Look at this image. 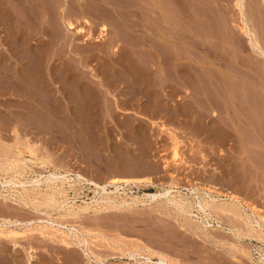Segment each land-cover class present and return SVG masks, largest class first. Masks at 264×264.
<instances>
[{
    "label": "rangeland",
    "instance_id": "obj_1",
    "mask_svg": "<svg viewBox=\"0 0 264 264\" xmlns=\"http://www.w3.org/2000/svg\"><path fill=\"white\" fill-rule=\"evenodd\" d=\"M12 1L14 4L10 3ZM12 1L1 0L0 3V8L2 6L4 8H2L4 12L0 9L2 11H0L2 13L0 16V70L5 68L0 71V76L2 75L1 79L9 80L5 84L3 83L5 86L0 84V156H3L0 158L1 181L10 178H15L16 181L17 179H32L36 172L58 167L63 169L65 166L73 172H82L84 176L100 183L112 176H143L145 174L144 176H150L156 186L140 185L132 189H126L127 191L125 190L122 195L121 193H115L111 196H115L116 200L126 197L128 201H131V197L134 195L154 193L165 186H171L172 182H175L173 184L178 183L176 185L180 186L179 188L183 191L180 193L183 198H186L188 194L187 197L194 200L197 194L190 193L184 187L190 188L191 184L195 182V185L211 186L218 188L220 191L226 192L227 190L237 192L241 196L245 195L244 197L247 200L250 199L251 203L252 200L254 201L253 205L264 209V196H261L264 195V176L261 167H259L262 164L264 166V158L260 148L259 150L254 149V143H263L260 139L264 136L262 135L261 138L259 131L257 132L258 136L256 132L244 130L243 127H239L240 124L238 123L243 118L251 117L253 119L254 112H258V116L264 118L261 115L264 114V88L260 87L264 85L263 75L260 74V71L264 69V64L261 63L262 61L257 60L258 58L255 60L256 54L252 50L247 37L240 31L236 33L239 30L237 27L239 18L235 0H218L219 3L217 0H204L203 2L201 0H22V3L20 0H17V3L16 0ZM207 1H210L209 6L206 4ZM252 1L249 0V3ZM8 3L11 4L12 9L8 7ZM197 3L199 6L196 5ZM211 3L214 4L211 5ZM25 4L28 6H24ZM221 6H226L227 9ZM213 8L214 10L216 8L217 15ZM195 9L204 11V14L202 12L201 15H198L199 12ZM206 10L210 12L211 17L215 18L216 16L215 21L210 18L209 12L207 13ZM219 11L222 12V15ZM148 13H151V16H149L151 19L148 18V15H150ZM194 16L196 19L193 18ZM230 16L232 20L229 18ZM207 17L212 20L211 22L215 25V28H213L217 33L222 32H220V35L212 28L213 25ZM196 20H201V22L203 20V22L199 23ZM228 20H230L229 23ZM71 21L78 26H83L85 31L74 34L68 26V22ZM257 21L255 19L252 22L254 25L255 23L256 26L258 25L257 29L264 36L263 21H258L259 24ZM214 22L217 23L218 27ZM221 22L226 24L225 27L221 26L223 25L220 24ZM206 24L208 29L205 26ZM103 25L107 27L105 34L101 33ZM199 25L201 31L198 28ZM219 27L223 29L224 33ZM196 28L199 33L196 32ZM203 29L204 32H202ZM200 32L205 36L208 35L205 38ZM208 32L215 34L212 37ZM233 34L235 36H232ZM241 34L243 39L240 37ZM98 35L100 38L96 40L95 37ZM198 38H201L203 42ZM220 38L223 40L226 38L227 40L223 41ZM228 38L230 39L228 40ZM231 40H236L238 45L242 40L241 47L247 45L244 48L245 52H239V57L236 48L230 47ZM244 40L245 43L243 44ZM262 41H264V38ZM197 42H201L202 45ZM220 42L225 45L226 49L219 46L221 45ZM199 46H204V48L200 47L199 50ZM249 50L250 54L248 53ZM198 53L201 55L199 56ZM247 54L254 55V57L247 56ZM212 55L214 58L211 57ZM223 56L227 60L230 59L228 62L230 61L233 68L236 66L235 71H239L238 68H240L243 73L238 74L240 71L235 72ZM243 56L247 57L246 60ZM250 57H253V60L257 62H254ZM257 57L259 56L257 55ZM232 58L245 62V64L243 65L240 61H235ZM223 59L226 60V63ZM214 61L218 65L213 64ZM248 62L250 64L247 65H250V67L246 65ZM251 64L260 66L261 70H258L259 72L255 71ZM205 66L208 70L204 68ZM59 69L63 72L60 73L62 76L59 75ZM211 70L217 72L221 79L215 73L211 75ZM262 71L264 72V70ZM262 71L261 73L264 74ZM225 72L227 73V80L224 79ZM51 73L55 75L51 76ZM57 73L59 76H57ZM214 74L219 78H216ZM16 76L19 79H15ZM35 77H39V81ZM229 78H232V80L240 79V81H232ZM12 79H15L17 83L22 82V85L17 84L20 91H14L16 88L11 89ZM215 79L220 84L216 83ZM55 80L58 82L55 83ZM220 80L224 84L228 83L224 85ZM23 81L25 85L28 83V86L31 84V86H36L40 82L38 84L43 83L49 86V89L51 88L52 92L44 87V89L53 93L54 97L52 96V99L54 102H49L48 106H50V111L52 110L54 113L48 111L46 114L42 108L34 105L30 98L21 95L23 94L21 91H24V87H26L23 85ZM213 82L218 86H214ZM241 94L242 96H240ZM235 95L239 96L236 97ZM253 95H257V97ZM230 97L233 98L232 101ZM237 98L243 100V102ZM235 100L243 110H239V112L241 111L239 113L240 118L231 108V104ZM257 100L259 104H257ZM257 105H261L259 108L263 110H260ZM58 111L60 113H57ZM251 113L253 116H250ZM251 118L249 120H252ZM49 121L54 123L51 124ZM31 123L35 126L31 127ZM38 131L39 134L35 135ZM250 132L253 133L251 134L253 137H250ZM32 133L35 134L31 135ZM23 135L26 137H22ZM172 135L175 137V142L171 138ZM34 136L36 140L31 139ZM230 138L234 139L231 140ZM25 140L26 142L30 140L37 142L39 149L34 155L26 154L25 157L28 158L26 165H23V167L21 165L15 166L18 173L14 168H10L11 165L7 164L6 159L9 157L15 158L17 150L26 145ZM51 141L53 143L51 147H55L54 149L49 147ZM46 142L48 146H46ZM175 144L180 153V159L176 163L173 159ZM246 145H249V147L247 148ZM252 149L259 152V155L256 156V152H253ZM240 150L241 152H238ZM46 152H49L48 155ZM52 152L56 154L55 157H53L54 153ZM45 153L46 156L43 155ZM162 153L168 162L166 168L160 158ZM247 153H250V156L252 154V156L249 157ZM44 158H47L46 160L49 162H44ZM229 176L231 180H229ZM222 178L225 179L224 182H222ZM236 182L241 184L238 185ZM223 183L226 184L225 187L221 185ZM243 183L247 186H242ZM255 187L263 188L258 190ZM15 189L22 190L24 195L26 193L20 187H15ZM75 189H69L70 194L68 193V196L70 199L68 201L70 202L68 205L73 204L74 208L78 209L77 206L89 202L91 210L89 213L67 222L74 223L81 230L80 238L83 236L87 238L89 248L93 252V258L99 255V257L107 260L104 264H121L125 262V264H145L143 257L147 254L155 259L159 254H164L171 262L170 264H242V262L243 264L258 262L263 264L260 262V258L262 257L261 254L264 253V240L261 241L256 237L250 238L249 234L252 233L246 231L242 223L241 227L235 225L234 228L239 227L240 231L244 233V241L237 240L232 236L235 242L237 241L235 243L231 236H222L218 231L212 230L211 234L213 236L216 234V238L212 242L196 233L195 227L198 223L203 224L204 214L197 212L195 208H193V213H197L198 216H188V213L185 212L179 216L170 204L164 205V199L151 201V199L145 198L146 203L137 201L128 206L105 209L102 205L105 202L96 204L93 201L94 199L100 200L104 195L106 196L102 190H94L96 188L90 184H81ZM241 189L247 190L244 192ZM14 192L11 190V193ZM254 192L261 193L257 195ZM218 202L232 206L228 200H218ZM48 207L42 206L49 213H53L54 210L51 207L48 209ZM26 208V206H23L22 209L17 208L12 204L4 206L0 200V215L8 213L6 216L17 215L19 217L22 215L23 218L26 215L25 218H28L33 213L30 208ZM55 215L57 214L55 213ZM0 238H2L0 240V264H28L23 247L12 252V241L10 239L5 240L1 234ZM30 240L33 239L28 236V238L20 239V242H23L22 245L24 246H28L33 242V246H36V254L39 258L34 260L32 264H59L60 262L67 264L69 259L75 260L74 264H87V257L79 248L68 249L59 243H40L35 239L30 242ZM248 246H252V248ZM257 246L261 248L260 253ZM216 249L218 250L216 251ZM129 250L136 254L137 259L128 257ZM248 250L251 251V258L245 255ZM235 256L241 261L234 258ZM18 257L20 259H17ZM95 263L100 264L98 261H94L92 264Z\"/></svg>",
    "mask_w": 264,
    "mask_h": 264
},
{
    "label": "bare ground",
    "instance_id": "obj_2",
    "mask_svg": "<svg viewBox=\"0 0 264 264\" xmlns=\"http://www.w3.org/2000/svg\"><path fill=\"white\" fill-rule=\"evenodd\" d=\"M2 1H5V0H2ZM10 1H12V0H9V2ZM114 1V0H113ZM117 1V0H116ZM140 1V0H139ZM202 2L204 1V0H201ZM212 1H214V0H212ZM223 1V0H222ZM233 1V0H232ZM20 2L22 3V0H20ZM28 2V1H27ZM26 2V3H27ZM30 2V1H29ZM58 2V1H57ZM138 2V1H137ZM145 2V1H144ZM201 2V3H202ZM208 2V3H207ZM206 2V4L209 6L210 4H209V2L210 1H207ZM217 2H218V0H217ZM0 3H1V0H0ZM3 3H5V2H3ZM6 3H7V1H6ZM10 3H12V4H14L13 3V1L12 2H10ZM16 3H17V0H16ZM23 3H25V2H23ZM33 3V2H32ZM55 3V2H54ZM150 3V2H149ZM158 3V2H157ZM162 3V2H161ZM165 3V2H164ZM219 3V2H218ZM44 4V3H43ZM139 4V3H138ZM175 4V3H174ZM214 4V3H213ZM212 3H211V5H213ZM233 4H234V2H233ZM3 5H5V4H3ZM7 5V4H6ZM8 5H9V3H8ZM11 5V4H10ZM8 6L9 8H11V6ZM16 5V4H15ZM14 5V6H15ZM196 5H198V3L196 4ZM195 5V6H196ZM221 5H224V4H221ZM235 5L237 6V15H238V18H239V20H238V22H237V27H238V29L239 30H237V32L236 31H234V32H236V33H238V31H240L241 33H243L246 37H247V40L249 41V44H250V46H251V48H252V50L255 52V54H256V57H255V60H256V58H258L257 60H259V61H262L261 63H263L264 64V41H262L263 40V38H264V36H262L261 35V33H260V31L257 29L258 28V25L256 26V23H255V25H254V23L252 22L253 20L255 21V19L256 20H258V21H263V23L262 24H264V0H253L252 2H250L249 3V0H248V2H247V0H235ZM234 5V6H235ZM2 6V5H1ZM13 6V5H12ZM24 6H28V5H24ZM31 6V5H30ZM150 6V5H149ZM199 6V5H198ZM207 6V7H208ZM228 6V5H227ZM6 7V6H5ZM16 7V6H15ZM25 7V8H26ZM32 7V6H31ZM41 7V6H40ZM206 7V6H205ZM214 7H216L215 5H214ZM222 7V6H221ZM2 8H3V6L0 8L1 10H2ZM196 8H197V6H196ZM209 8V7H208ZM212 8V7H211ZM218 8V7H217ZM222 8H226V6L225 7H222ZM231 8V7H230ZM4 9V8H3ZM12 9V8H11ZM155 9V8H154ZM189 9V8H188ZM198 9H200L199 7H198ZM197 9V10H198ZM207 9V8H206ZM221 9V8H220ZM227 9V8H226ZM0 10V11H1ZM41 10V9H40ZM150 10V9H149ZM196 10V9H195ZM196 10V11H197ZM201 10V9H200ZM202 10H203V8H202ZM209 10V9H208ZM213 10H214V8H213ZM212 9H211V11H213ZM215 10H216V8H215ZM214 10V12H216ZM3 11V10H2ZM1 11V12H2ZM7 11V10H6ZM37 11H38V8H37ZM156 11V10H155ZM168 11V10H167ZM194 11V10H193ZM195 11V12H196ZM210 11V10H209ZM209 11H207L206 10V12L208 13ZM228 11H230V10H228ZM228 11H226V12H228ZM4 12V11H3ZM150 12V11H149ZM153 12V11H152ZM198 15H201L200 13H202V14H204V11H199L198 10ZM220 12V15H222V12L221 11H219ZM223 12H224V10H223ZM15 13V12H14ZM43 13V12H42ZM48 13V12H47ZM154 13V12H153ZM166 13V12H165ZM174 13V12H173ZM197 13V12H196ZM196 13H194V14H196ZM229 13V12H228ZM234 13H235V11H234ZM234 13H231V14H234ZM1 14L2 13H0V16H1ZM5 14V13H4ZM148 14H150V15H148V18H150L149 16H151V13H148ZM158 14V13H157ZM156 14V15H157ZM169 14V13H168ZM167 14V15H168ZM211 14H213V13H211ZM45 15V14H44ZM163 15V14H162ZM208 15L210 16V12L208 13ZM216 15H217V12H216ZM219 15V16H220ZM235 15V14H234ZM233 15V16H234ZM104 16V15H103ZM188 16V15H187ZM204 16V15H203ZM202 16V17H203ZM212 16V15H211ZM210 16V18H212V20L213 21H215V18H216V16H215V18L214 17H211ZM224 16V15H223ZM153 17V16H152ZM169 18H171L170 16H169ZM187 18V17H186ZM193 18H195V16L193 17ZM198 19H201V18H199V17H197ZM205 18V17H204ZM209 17H207V19H208ZM221 18H222V16H221ZM224 18V17H223ZM228 18V17H227ZM231 20H232V18H231V16L229 17ZM234 18V17H233ZM2 19V18H1ZM151 19V18H150ZM159 19V18H158ZM175 19V18H174ZM196 19V18H195ZM219 19H220V17H219ZM219 19L217 20V22L219 21ZM119 20V19H118ZM176 20V19H175ZM208 20H210V22L212 21L211 19H208ZM221 20V19H220ZM224 20V19H223ZM29 21V20H28ZM154 21V20H153ZM159 21V20H158ZM190 21V20H189ZM197 22H201V20H196ZM229 21L230 20H228V23H229ZM257 21V22H258ZM24 22V21H23ZM156 22V21H155ZM163 22V21H162ZM196 22V23H197ZM202 22H203V20H202ZM201 22V23H202ZM43 23V22H42ZM159 23V22H158ZM207 23V22H206ZM212 23V22H211ZM214 23H216V22H214ZM235 23H236V21H235ZM4 24H6V23H4ZM20 24V23H19ZM208 24V23H207ZM207 24L205 25V26H207ZM220 24H223V25H221V26H224L225 27V25L226 24H224V23H220ZM258 24H259V22H258ZM261 24V25H262ZM39 25V24H38ZM162 25V24H161ZM189 25V24H188ZM198 25V24H197ZM201 25V24H200ZM200 25H199V29H200ZM211 25H213L212 26V28L215 26L213 23L211 24ZM68 26H69V28L70 29H72L73 30V33L74 34H79V33H82L83 31H85V29H84V27L83 26H78V25H76L74 22H68ZM195 26V25H194ZM21 27V26H20ZM25 27V26H24ZM37 27V26H36ZM41 27V26H40ZM165 27V26H164ZM202 27L203 28H205L203 25H202ZM211 27V26H210ZM216 27H218L217 26V23H216ZM223 27V28H224ZM236 27V26H235ZM261 27H263V26H261ZM261 27H260V30H261ZM8 28V27H7ZM106 26L105 25H103L102 26V30H101V33L102 34H105V31H106ZM183 28V27H182ZM215 28V27H214ZM213 28V29H214ZM219 28H221V27H219ZM227 28V27H226ZM264 28V27H263ZM186 29V28H185ZM197 29V28H196ZM207 29H208V26H207ZM206 29V30H207ZM225 29V28H224ZM228 29H230V28H228ZM148 30V29H147ZM215 30V29H214ZM221 30L223 31V29L221 28ZM181 31V30H180ZM200 31H201V29H200ZM205 30L203 29V31L202 32H204ZM207 31H209V30H207ZM216 31V30H215ZM220 31V30H219ZM218 31V32H219ZM226 31H228V32H230L229 30H226ZM148 32V31H147ZM197 33H199V30L197 29V31H196ZM202 32H200V34L202 33ZM213 32V31H212ZM221 32V31H220ZM220 32L219 33H217V31H216V33L217 34H219L220 35ZM263 32V31H262ZM55 33V32H54ZM167 33V32H166ZM183 33V32H182ZM208 33H210V32H208ZM222 33V32H221ZM223 33H224V31H223ZM232 33V32H231ZM235 33V34H236ZM4 34V33H3ZM121 34V33H120ZM203 34V33H202ZM211 35H212V37H213V34H215V33H210ZM226 34V33H225ZM230 34V33H229ZM30 35V34H29ZM50 35V34H49ZM101 35V34H100ZM204 35V34H203ZM208 35V34H207ZM206 35V36H207ZM264 35V34H263ZM44 36V35H43ZM102 36V35H101ZM150 36V35H149ZM206 36L204 35V37L206 38ZM232 36H235L234 34L232 35ZM232 36H228V37H232ZM261 36H262V38H261ZM1 37V36H0ZM4 37V36H3ZM53 37V36H52ZM88 37H90L89 35H88ZM215 37V36H214ZM221 37V36H220ZM226 37V36H225ZM239 36L237 35V38H238ZM240 37H242V34L240 35ZM246 37H245V40H246ZM100 38V36L98 35V36H96L95 37V39L96 40H98ZM193 38V37H192ZM196 38V37H195ZM202 38V37H201ZM201 38H198L200 41L203 39H201ZM208 38H210V37H208ZM215 38H217V37H215ZM222 38V37H221ZM220 38V40H223V39H221ZM52 39V38H51ZM50 39V40H51ZM197 39V38H196ZM218 39V38H217ZM230 38H228V40H229ZM242 39H243V37H242ZM2 40V39H1ZM5 40V39H4ZM42 40V39H41ZM46 40V39H45ZM204 40V39H203ZM203 40H202V42H203ZM225 40H227L226 38H225ZM225 40H223V41H225ZM238 40H239V42H240V39L238 38ZM245 40H244V42H243V44L245 43ZM144 41V40H143ZM206 41H207V39H206ZM206 41H205V43H206ZM7 42H9V41H7ZM11 42V41H10ZM63 42V41H62ZM153 42V41H152ZM199 42V41H198ZM197 42V43H198ZM216 42V41H215ZM155 43V42H154ZM201 43V42H200ZM200 43H198V44H200ZM204 43V44H205ZM210 43V42H209ZM221 43V42H220ZM224 43H226V42H224ZM197 44V45H198ZM208 44V43H207ZM206 44V45H207ZM230 45V47H232V48H236V50L238 51L237 53V56L239 57V52H241V51H243V52H245V47L247 46L246 44V46L244 47V45H242V47H241V45L240 44H242V40H241V43H239V45L236 43V40L234 41V40H231L230 41V43H229ZM53 45V44H52ZM197 45H196V47H197ZM201 45H202V43H201ZM209 45V44H208ZM224 45V44H223ZM222 45V43H221V45H219V46H222V47H224L225 49H226V47H225V45L223 46ZM227 45V44H226ZM21 46V45H20ZM210 46V45H209ZM218 46V45H217ZM59 47V46H58ZM201 46H199L198 48H199V50L201 49V48H204V46H202L201 48H200ZM206 47H208V46H206ZM211 47V46H210ZM218 48H220V47H218ZM57 49V48H56ZM152 49V48H151ZM150 49V50H151ZM165 49V48H164ZM224 49V50H225ZM228 49V48H227ZM250 49V48H249ZM8 50V49H7ZM157 50V49H156ZM231 50V49H230ZM229 50V51H230ZM8 52H9V50H8ZM54 52H55V50H54ZM57 52V51H56ZM204 52V51H203ZM206 52V51H205ZM208 52H210V50H208ZM216 52V51H215ZM227 52H228V50H227ZM234 52H236V51H234ZM234 52H233V55H234ZM247 52V51H246ZM250 52V50L248 51V53ZM47 53V52H46ZM50 53V52H49ZM177 53V52H176ZM220 53V52H219ZM223 53V52H222ZM229 53V52H228ZM231 53V52H230ZM251 53V52H250ZM249 53V54H250ZM55 54V53H54ZM199 54V56L201 55L200 53H198ZM209 54V53H208ZM249 54H247V56H253L254 57V55H249ZM1 55V54H0ZM195 55V54H194ZM223 55V54H222ZM225 56H226V54H224ZM257 55L260 57H257ZM225 56H223L225 59H226V57ZM228 56V55H227ZM235 56H236V53H235ZM234 56V57H235ZM64 57V56H63ZM194 57V56H193ZM211 57H213V55L211 56ZM219 57V56H218ZM230 57V56H229ZM237 57V58H238ZM244 57V56H243ZM253 57H250V58H252V60H253ZM46 58V57H45ZM49 58V57H48ZM151 58V57H150ZM154 58H156V57H154ZM177 58V57H176ZM197 58H198V56H197ZM206 58V57H205ZM214 58V57H213ZM220 58V57H219ZM241 58V57H240ZM245 58V57H244ZM247 58V57H246ZM246 58H245V60H246ZM169 59V58H168ZM221 59H222V57H221ZM232 59H234V58H232ZM239 59V58H238ZM164 60V59H163ZM219 60V59H218ZM227 60V59H226ZM225 60V61H226ZM228 60H230V59H228ZM228 60L226 61V62H228ZM235 60V59H234ZM247 60H249V59H247ZM56 61V60H55ZM223 61H224V59H223ZM224 61V62H225ZM235 61H238L237 59L235 60ZM240 61V60H239ZM238 61V62H239ZM254 61V60H253ZM258 61V62H259ZM225 62V63H226ZM234 62V61H233ZM250 62V61H249ZM246 63V65L247 64H250V63ZM254 62H257V61H254ZM3 63V62H2ZM156 63V62H155ZM169 63V62H168ZM213 64H217V62H212ZM221 63V62H220ZM229 64H230V66H232V64L230 63V61L228 62ZM227 63V64H228ZM240 63L241 64H245V62L243 63V62H241L240 61ZM251 63H253V62H251ZM43 64V63H42ZM173 64V63H172ZM198 64V63H197ZM203 64V63H202ZM212 64V65H213ZM260 64V63H259ZM15 65V64H14ZM218 65V64H217ZM252 65V64H251ZM49 66V65H48ZM177 66V65H176ZM189 66V65H188ZM193 66V65H192ZM224 66V65H223ZM234 66H235V64H234ZM247 66H249L250 67V65H247ZM253 66V65H252ZM255 66H257V67H255ZM255 66H253L252 68L255 70V71H257V72H259L261 69H260V66H258V65H255ZM150 67V66H149ZM157 67V66H156ZM197 67V66H196ZM202 67V65L200 66V68ZM227 67V66H226ZM263 67H264V65H263ZM171 68V67H170ZM205 69H207L208 70V68L205 66L204 67ZM222 68V67H221ZM225 68V67H224ZM230 68V70H231V67H229ZM232 68H233V66H232ZM235 68H236V66H235ZM235 68H233V70L235 69ZM248 68V67H247ZM3 69H5V68H3ZM2 69V70H3ZM48 69V68H47ZM62 70H63V68H61ZM169 69V68H168ZM174 69V68H173ZM177 69V68H176ZM210 69H211V67H210ZM219 69V68H218ZM237 69V68H236ZM239 69V71H240V68H238ZM2 70H0V71H2ZM7 70V69H6ZM52 70V69H51ZM60 70V69H59ZM213 70V69H212ZM211 70V71H212ZM233 70H231V71H233ZM259 70V71H258ZM262 70H264V69H262ZM261 70V71H262ZM41 71V70H40ZM43 71V70H42ZM170 71V70H169ZM173 71V70H172ZM227 71H228V67H227ZM235 71V70H234ZM233 71V72H234ZM239 71H235V72H239ZM243 70H241L238 74H240V73H243L242 72ZM261 71H260V74L261 75H263V79H264V74H262L261 73ZM50 72V71H49ZM62 71L60 70V72H59V75H60V73H61ZM180 72V71H179ZM203 72V71H202ZM234 72V73H235ZM245 72V71H244ZM263 72V71H262ZM5 73V72H4ZM7 73V72H6ZM46 73V72H45ZM63 73V72H62ZM213 73H215L216 74V76H219V75H217V72H215V71H212V73H211V75L213 74ZM222 73V72H221ZM229 73V72H228ZM246 73V72H245ZM244 73V74H245ZM264 73V72H263ZM9 74V73H8ZM22 74V73H21ZM21 74H20V76H21ZM52 74V75H51ZM50 75L51 76H53V75H55L54 73H51ZM170 74V73H169ZM215 74H214V76H215ZM12 75V74H11ZM36 75V74H35ZM34 75V76H35ZM39 76H40V74H38ZM58 75V73H57V76H59ZM222 75H223V73H222ZM225 76V78L224 79H226L227 78V73L225 72V74H224ZM242 75V74H241ZM260 75V76H261ZM2 76V75H1ZM1 76H0V84H2L3 86H5L4 84L5 83H7V81H9V80H5V79H1ZM46 76H47V74H46ZM60 76H62V75H60ZM169 76V75H168ZM214 76H212L213 78H214ZM215 76V77H216ZM229 76L230 77H232V75L231 74H229ZM236 76V75H235ZM44 77H45V75H44ZM198 77V76H197ZM220 77V76H219ZM219 77H216V78H219ZM237 77H238V75H237ZM240 77V76H239ZM242 77H244V76H242ZM241 77V78H242ZM254 77V76H253ZM262 77V76H261ZM13 78V77H12ZM15 78V77H14ZM18 77L16 76V78L15 79H17ZM25 78V77H24ZM36 78V77H35ZM39 78V77H38ZM38 78H36V80L38 79ZM60 78V77H59ZM201 78V77H200ZM259 78V77H258ZM10 79V78H9ZM13 80L12 82H11V89H15L16 88V90H14V91H17L19 88L17 87V84L18 83H22V82H16V80ZM19 79V78H18ZM29 79H30V77H29ZM45 79H46V77H45ZM219 79H221V77L219 78ZM218 79V80H219ZM230 79V78H229ZM239 79V78H238ZM261 79V78H260ZM27 80V79H26ZM216 80L217 79H215V82H216ZM227 80V79H226ZM230 80H232V78L230 79ZM251 80V79H250ZM20 81V80H19ZM37 81H39V79L37 80ZM47 81V80H46ZM56 81L57 80H55L54 82L56 83ZM209 81V80H208ZM214 81V80H213ZM221 81V80H220ZM232 81H237V82H239L240 81V79L239 80H232ZM9 82V83H10ZM29 82V81H28ZM33 82H35V81H33ZM33 82H31V83H33ZM50 82H52V81H50ZM50 82H48V83H50ZM58 82V81H57ZM223 84H224V82L223 81H221ZM236 82V83H237ZM4 83V84H3ZM12 83H13V85H12ZM25 82L23 81V85H25L24 84ZM30 83V82H29ZM38 83H40V82H38ZM37 83V85L36 86H28V83H27V85H25L26 87H24V91H21V93H23V94H21V95H25L27 98H30L31 99V101L34 103V105H36L37 107H39V108H42L43 110H44V112H46V114L48 113V111L49 112H52V113H54L52 110L50 111V106H48V104H50L49 102H51V101H53L54 102V100L52 99V94L53 93H50V92H52V90H51V88L49 89V86H47V85H44L43 83H41V84H38ZM61 83V82H60ZM77 83V82H76ZM201 83V82H200ZM214 83V82H213ZM216 83H218V82H216ZM216 83H214L213 85L214 86H218V85H215ZM226 83H228V82H226ZM225 83V84H226ZM235 83V82H234ZM246 83V82H245ZM253 83V82H252ZM33 84H35V83H33ZM170 84V83H169ZM204 84V83H203ZM218 84H220V83H218ZM224 84V85H225ZM231 84H232V82H231ZM238 84V83H237ZM240 84V83H239ZM249 84V83H248ZM255 84V83H254ZM22 85V84H21ZM20 85V86H21ZM44 85V86H43ZM49 85V84H48ZM60 85V84H59ZM62 85V84H61ZM71 85V84H70ZM257 85V84H256ZM262 85V84H261ZM9 86V85H8ZM254 86V85H253ZM264 85H262V86H260V87H262V88H264L263 87ZM44 87L46 88V89H48V90H51L50 92L49 91H47L46 89H44ZM221 87V86H220ZM6 88H8V87H6ZM59 89H60V87H58ZM64 88V87H63ZM75 88V87H74ZM198 88V87H197ZM229 88V87H228ZM252 88V87H251ZM256 89H257V87H255ZM166 89V88H165ZM219 89V88H218ZM23 90V89H22ZM230 90V89H229ZM255 90V89H254ZM18 91H20V90H18ZM56 91V90H55ZM222 91H223V89H222ZM242 92V91H241ZM14 93V92H13ZM12 93V94H13ZM223 93V92H222ZM221 93V94H222ZM55 94V93H54ZM64 94V93H63ZM217 94V93H216ZM262 94V93H261ZM77 95V94H76ZM223 95V94H222ZM247 95H248V93H247ZM246 95V96H247ZM264 95V94H263ZM225 96V95H224ZM227 96V95H226ZM230 96H231V94H230ZM236 96V95H235ZM239 96V95H238ZM238 96H236V97H238ZM240 96H242V94L240 95ZM254 96V95H253ZM252 96V97H253ZM17 97V96H16ZM54 97V96H53ZM196 97V96H195ZM216 97V96H215ZM254 97H257V95L256 96H254ZM58 98V97H57ZM221 98V97H220ZM231 98V97H230ZM235 98V97H234ZM240 98V97H239ZM239 98H237V99H239ZM249 98V97H248ZM247 98V99H248ZM61 99V98H60ZM211 99V98H210ZM236 99V100H237ZM223 100V99H222ZM231 101L233 100V98H231L230 99ZM233 101V103L231 104V108L234 110V112H235V114L237 115V116H239L240 114V112L241 111H243L242 109H241V107H240V105H239V103L237 102V101ZM241 102H243V100H241V99H239ZM57 101V100H56ZM59 101V100H58ZM57 101V102H58ZM62 102V101H61ZM110 102V101H109ZM241 102H240V104H241ZM259 102H260V100H259ZM250 104V103H249ZM256 104V103H255ZM257 104H259L258 103V100H257ZM63 105V104H62ZM264 105V104H263ZM223 106H225V105H223ZM258 106V105H257ZM259 106H261V105H259ZM259 106H258V108H259ZM53 107V106H52ZM55 107V106H54ZM62 107V106H61ZM64 107V106H63ZM71 107V106H70ZM25 108V107H24ZM226 108V107H225ZM32 109V108H31ZM255 109V108H254ZM257 109V108H256ZM260 109V108H259ZM262 109V108H261ZM260 109V110H261ZM239 110H241L240 112H239ZM258 110V109H257ZM263 110V109H262ZM229 111V110H228ZM42 112V111H41ZM63 112V111H62ZM80 112V111H79ZM260 112V111H259ZM263 112V111H262ZM261 112V113H262ZM57 113H60L59 111L57 112ZM260 113V114H261ZM264 113V112H263ZM43 114V113H42ZM234 114V115H235ZM241 114H243V113H241ZM250 114V113H249ZM252 114V113H251ZM254 116H253V114L252 115H250V116H253V119L252 120H249L250 118L248 117L247 119H241V120H239L238 121V123L240 124H238L239 125V127H243L244 128V130H248V131H251V132H258L259 131V133H260V136H261V138H262V135L264 136V118H261V117H259L258 115V112H254ZM26 115V114H25ZM53 115H55V114H53ZM261 115H263V117H264V114H261ZM37 116V115H36ZM39 116V115H38ZM245 116H247L246 114H245ZM40 117V116H39ZM56 117V116H55ZM75 117V116H74ZM243 117V116H242ZM241 117V118H242ZM45 118V117H44ZM234 118V117H233ZM239 118H240V116H239ZM6 119H7V117H6ZM9 119V118H8ZM53 119V118H52ZM34 120V119H33ZM50 120V119H49ZM63 120V119H62ZM73 120V119H72ZM4 121V120H3ZM18 121V120H17ZM29 121V120H28ZM48 121V120H47ZM67 121V120H66ZM224 121V120H223ZM30 122H33V121H30ZM51 124H53L54 122H52V121H49ZM235 122V121H234ZM20 123V122H19ZM27 123H29V122H27ZM48 123V122H47ZM49 123V124H50ZM229 123V122H228ZM20 124H22V123H20ZM32 124V123H31ZM51 124H50V126H51ZM59 124V123H58ZM67 124V123H66ZM12 125V124H11ZM33 125L34 124H32V126L31 127H33ZM70 125V124H69ZM237 125V126H238ZM13 126V125H12ZM25 126H27L26 124H25ZM30 126V125H29ZM35 126V125H34ZM138 126V125H137ZM30 127V128H31ZM53 127V126H52ZM52 127L50 128L51 130H52ZM59 127V126H58ZM13 128V127H12ZM24 128H26V127H24ZM35 128V127H34ZM33 128V129H34ZM37 128V127H36ZM92 128V127H91ZM220 128V127H219ZM48 129V128H47ZM237 129V128H236ZM36 130V129H35ZM38 130H39V128H38ZM262 130V131H261ZM131 131V130H130ZM248 131H246V132H248ZM23 133H24V131H22ZM21 132V133H22ZM50 132V131H49ZM250 132V134L249 135H251V134H253V133H251ZM46 133H47V130H46ZM51 133H52V131H51ZM5 134V133H4ZM33 134H35V133H32L31 135H33ZM39 134V131H38V133H36L35 135H38ZM40 134H42L41 132H40ZM49 134V133H48ZM47 134V135H48ZM61 134V133H60ZM68 134V133H67ZM91 134V133H90ZM13 135V134H12ZM256 135H258L259 136V134L257 133ZM11 136V135H10ZM9 136V137H10ZM15 136V135H14ZM14 136H13V138H14ZM18 136V135H17ZM28 136V135H27ZM53 136V135H52ZM239 136V135H238ZM247 136V135H246ZM12 137V136H11ZM22 137H24V135L22 136ZM21 137V138H22ZM26 137V136H25ZM24 137V138H25ZM41 137H42V135H41ZM40 137V138H41ZM50 137H51V135H50ZM249 137V136H248ZM248 137H246V138H248ZM250 137H253L252 135L250 136ZM255 137V136H254ZM17 138V137H16ZM28 138V137H27ZM27 138H26V140H27ZM36 137L34 136V138L32 137L31 139H35ZM57 138V137H56ZM86 138V137H85ZM98 138V137H97ZM171 138L174 140V142H175V137L172 135L171 136ZM7 140H8V138H6ZM20 139V138H19ZM30 139V138H29ZM54 139V138H53ZM231 139V138H230ZM229 139V140H230ZM234 138H232L231 140H233ZM258 139H259V137H258ZM12 140V139H11ZM23 140V139H22ZM26 140H25V143H26V145H24V147L23 148H21V149H18L17 151V155L15 156V158H11V157H9V158H7L6 159V162H7V164H10L11 166H10V168L11 169H13L14 168V170H15V166H17V165H21L22 167H23V165H26V162L28 161V158H26L25 156H26V154L28 153V154H30V155H34V154H36V152L38 151L37 149H39V146H37L38 145V143L36 142L35 143V141L33 142V140L30 142V141H27L26 142ZM36 140V139H35ZM37 140H39V138H37ZM51 140H52V137H51ZM263 143H260V142H256V143H254L255 144V150H259V148H260V151L262 152V156H263V158H264V138H262V139H260ZM53 141V140H52ZM52 141H51V145L49 146V147H51L52 146ZM81 141V140H80ZM3 142V141H2ZM40 142V141H39ZM43 142V141H42ZM216 142V141H215ZM245 142V141H244ZM11 143V142H10ZM22 143V142H21ZM24 143V144H25ZM68 143V142H67ZM72 143V142H71ZM242 143V142H241ZM16 144V143H15ZM18 144V143H17ZM43 144H45V143H43ZM48 143L46 142V146H48L47 145ZM232 144V143H231ZM243 144V143H242ZM232 146V145H231ZM243 146V145H242ZM251 146V145H250ZM42 147V146H41ZM246 147L248 148L249 147V145L247 146L246 145ZM43 148V147H42ZM47 148V147H46ZM51 148H55V147H51ZM66 148V147H65ZM74 148V147H73ZM84 148V147H83ZM235 148V147H234ZM245 149V150H248V151H250L249 149ZM1 149V148H0ZM173 149H174V151H173V159H174V161H175V163L178 161V159H180V153H179V151H178V147H177V145L175 144L174 145V147H173ZM7 150V149H6ZM43 150V149H42ZM41 150V151H42ZM77 150V149H76ZM40 151V152H41ZM252 151H253V149H252ZM1 152V151H0ZM8 152H9V149H8ZM12 152V151H11ZM54 152H56V151H54ZM54 152H52V153H54ZM149 152V151H148ZM238 152H241V150L240 151H238ZM253 152H256V151H253ZM252 152V153H253ZM47 153V152H46ZM46 153L45 154H43V155H45L46 156ZM49 153V152H48ZM48 153H47V155H48ZM258 153V154H257ZM8 154V153H7ZM13 154V153H12ZM85 154V153H84ZM241 154V153H240ZM248 154V153H247ZM250 154V153H249ZM248 154V155H249ZM2 155H4V154H2ZM54 156L53 157H55V153L53 154ZM69 155V154H68ZM88 155V154H87ZM244 155V154H243ZM257 155H259V152H256V156ZM10 156H13V155H10ZM37 156V155H36ZM81 156V155H80ZM251 156H252V154H251ZM250 155H249V157H251ZM3 157V156H2ZM1 156H0V158H2ZM20 157H21V159H20ZM66 157H68L67 155H66ZM75 157V156H74ZM77 157V156H76ZM240 157V156H239ZM255 157V156H254ZM43 158V157H42ZM60 158V157H59ZM65 158V157H64ZM81 158V157H80ZM139 158V157H138ZM160 158H161V160L164 162V167L166 168L167 167V159L164 157V155H163V153L161 154V156H160ZM246 158V157H245ZM5 159V158H4ZM45 159V161L44 162H49V161H47L46 159L47 158H44ZM49 159V158H48ZM61 159V158H60ZM65 160V159H64ZM245 160V159H244ZM250 160V159H249ZM248 160V161H249ZM19 161V162H18ZM213 161V160H212ZM251 161V160H250ZM31 162H33V161H31ZM69 162V161H68ZM88 162V161H87ZM71 163V162H70ZM241 163V162H240ZM253 163H255V162H253ZM64 164V163H63ZM73 164V163H72ZM71 164V165H72ZM247 164H248V162H247ZM2 165V164H1ZM67 165H69V164H67ZM14 166V167H13ZM43 166V165H42ZM144 166V165H143ZM249 166V165H248ZM2 167H3V165H2ZM1 167V168H2ZM5 167V166H4ZM66 167V168H65ZM63 169H61L60 167H58V168H55V169H46L45 171H43V172H36V174H34L35 176L34 177H32V179H27V180H18L17 179V181L16 180H14L15 178H10V179H3L0 183H1V191H0V200H1V203L4 205V206H7L8 204H12V205H14V206H16L17 208H23V206H26L27 208H30V211H32V215H30V217H28V218H25V216L26 215H24V217L22 218V215L21 216H19V217H17V215L16 216H6V215H8V213L6 214V215H0V234L4 237V239L6 240V239H10L11 241H12V252H14V250H18L17 248H20V247H23L24 248V251L26 252V255H27V262H28V264H32V262H34V260H36L37 258H39L38 257V255L36 254V249H35V247L33 246V242L32 243H30V245H28V246H24V245H22V243L20 242V239H22V238H24V237H26V238H28V236H29V238L30 239H35V240H37L38 242H44V243H59V244H62V245H64V246H66L68 249H75V248H79L83 253H84V255H85V257H87V260L88 261H86L87 262V264H92L94 261H98V263H100V264H104L107 260L106 259H103V258H101V257H99V255L98 256H96V257H94L93 258V252L90 250V245H88L89 244V242H88V240H87V238H85L84 236L82 237V238H80V233H81V230L78 228V227H76V225H74V223H68L67 221H71L72 219H74V218H76V217H80V216H82L83 214H87V213H89L90 212V208H91V206L89 205V202H85L84 200V202H85V205H80V206H77L78 207V209H75L74 208V205L73 204H69L68 205V203L70 202V201H68L70 198H69V189L71 188H73L74 190H76L75 189V187H77V186H79V185H81V184H90V185H93L96 189H94V190H97V191H101L102 190V192H103V194H106V196L104 195V196H102V198H100V200H93V201H95L96 202V204H98V203H102V202H105L104 204H102V205H104V208L105 209H112V208H118V207H123V206H128V205H130L131 203H133V202H137V201H142L143 203H146L145 202V198H147L148 200H150L151 199V201L152 200H157V199H164L163 201H164V205L165 204H170L171 205V208L173 209V210H175V211H177L178 212V214H179V216H181V214L183 215L184 213L183 212H185V213H188V216L189 215H191V216H196L197 215V213L196 214H194L193 213V208H195L196 209V211L197 212H199V213H203L204 214V218H203V220H202V223L203 224H197V226L195 227V229H196V233L199 235V236H203V237H206L208 240H210V241H212L213 242V240H215V236H216V234H215V236H213V234H211V232H212V230H215V231H218L222 236H234L237 240H243L244 241V233L243 232H241L240 231V228L238 227V228H234L235 227V225L236 226H240L241 227V223H242V226H244L243 228H245L246 229V231H249V232H251L252 234H249L248 232V234H249V237L250 238H253V237H256V238H258L259 240H261V241H263L264 240V209L262 208V207H258V206H256V205H253L252 203H254V201L252 200V203L250 202L251 200L250 199H246L244 196H241L240 194H238L237 192L235 193V192H232V191H227L226 190V192H224V191H220V190H218V188L216 189V187L215 188H213V187H211V186H199V185H195V182H194V184H191L192 186L190 187V188H187V186L186 187H184V188H186V189H188V191L190 192V193H192V194H197V195H195V199L194 200H190L187 196H189L188 194H187V196H186V198H183L182 197V195L180 194V193H182L183 191L179 188L180 186H178V185H176V184H178V183H176V184H173V183H175V182H172V184H171V186L169 185V186H165L163 189H159V190H157L156 192H154V193H144L143 195H134V196H132L131 197V201H128L127 199H126V197L125 198H122L121 200H116L114 197L115 196H111V195H113V194H115V193H121V195H122V193H124L125 192V190L126 189H132L133 187H138V186H140V185H145V186H152V187H154V186H156V184H154V181L150 178V176H137V175H129V176H112V177H109L107 180H105V181H103L102 183H100V182H98V181H96V180H94V179H90V178H88V177H86V176H84L83 174H82V172L81 173H79V172H73L71 169H69V167H67V166H65ZM71 167V166H70ZM90 167V166H89ZM259 167H261V170H262V173H263V176H264V166H263V164H262V166H259ZM35 168V167H34ZM78 168V167H77ZM72 169H74V168H72ZM6 170V169H5ZM32 170V169H31ZM38 170V169H37ZM36 170V171H37ZM84 170V169H83ZM16 172H18L17 170H15ZM42 171V170H41ZM75 171V170H74ZM141 171V170H140ZM143 171H144V169H143ZM145 171H147V170H145ZM230 171V170H229ZM14 172V171H13ZM19 173V172H18ZM138 173V172H137ZM144 173V172H143ZM153 173H155V172H153ZM5 174V173H4ZM23 174V173H22ZM30 174H31V172H30ZM140 174H142V173H140ZM148 174V173H147ZM146 174V175H147ZM230 174V173H229ZM32 175V174H31ZM3 176V175H2ZM6 176V175H5ZM13 176V175H12ZM28 176V175H27ZM7 177V176H6ZM223 177V176H222ZM227 177H228V175H227ZM31 178V177H30ZM251 178V177H250ZM25 179V178H24ZM176 179V178H175ZM223 179V178H222ZM228 179V178H227ZM234 179V178H233ZM252 179V178H251ZM229 180H231V177L229 176ZM236 180V179H235ZM240 180V179H239ZM261 180V179H260ZM177 181V180H176ZM225 181V179H223V181L222 182H224ZM242 181H244V180H242ZM178 182H179V180H178ZM221 182V183H222ZM229 182V181H228ZM232 182V181H231ZM239 182H241V181H239ZM219 183H220V181H219ZM218 183V184H219ZM245 183V182H244ZM242 184V186L243 185H245V186H247L246 184ZM190 184V183H189ZM213 184V183H212ZM235 184V183H234ZM236 184H241V183H237L236 182ZM235 184V185H236ZM249 184V183H248ZM222 186L224 185V183L223 184H221ZM226 185V184H225ZM225 185H224V187H225ZM227 185H228V183H227ZM234 185V186H235ZM255 185V184H254ZM44 186V187H43ZM215 186H216V184H215ZM257 186H259V185H257ZM15 187H20V188H22V189H24L25 191H26V193H25V195L24 194H22V190H20V189H15ZM232 187H233V185H232ZM231 187V189L233 190V188ZM68 188V189H67ZM85 188H87V187H85ZM110 188H112V189H110ZM182 188V187H181ZM183 188V189H184ZM238 188H240V187H238ZM249 188V187H248ZM256 189H258L259 190V188H263V187H259V188H257V187H255ZM185 189V190H186ZM11 190H13V192L14 193H11ZM80 190H81V188H80ZM238 190V189H237ZM236 190V191H237ZM241 190H243V189H241ZM247 190V189H246ZM246 190H243L244 192L246 191ZM250 190V189H249ZM127 191V190H126ZM255 191H257V190H255ZM78 192V191H77ZM80 192V191H79ZM96 192V191H95ZM261 192H262V190H261ZM260 192V193H261ZM69 193V194H68ZM99 193V192H98ZM202 194L201 196L199 195V194ZM255 193H257V195H259L258 194V192H254V194ZM263 193V192H262ZM249 195V194H248ZM72 196V195H71ZM185 196V195H184ZM251 196V195H250ZM261 196H264L263 194L261 195ZM94 197V196H93ZM122 197V196H121ZM96 198V197H95ZM119 198V197H118ZM257 199H258V197H257ZM262 199H263V197H262ZM72 200V199H71ZM218 200H228V201H230V203L232 204V206H230V205H228V204H224V203H219L218 202ZM250 200V201H249ZM261 200V199H260ZM262 201V200H261ZM72 202H73V200H72ZM71 202V203H72ZM263 202V201H262ZM83 203V202H82ZM159 203V202H158ZM257 204V203H256ZM261 204V203H260ZM155 205V204H154ZM42 206H49V207H51L53 210H54V212L53 213H49L47 210H45L44 208H42ZM163 206V205H162ZM11 207H13V206H11ZM49 207H48V209H49ZM15 208V207H14ZM26 208V209H27ZM152 208V207H151ZM165 208V207H164ZM166 208H167V206H166ZM169 208V207H168ZM16 209V208H15ZM24 209H25V207H24ZM29 210V209H28ZM95 211H97L96 209H95ZM148 211V210H147ZM152 211V210H151ZM12 212V211H11ZM29 212V211H28ZM155 212H156V209H155ZM4 213V212H3ZM30 213V212H29ZM55 213L57 214V215H55ZM11 214V213H10ZM9 214V215H10ZM14 214V213H13ZM216 215V216H215ZM32 216V217H31ZM198 216V215H197ZM84 217V216H83ZM86 217V216H85ZM201 217V216H200ZM199 217V218H200ZM195 218V217H194ZM198 218V217H197ZM176 219V218H175ZM64 220V221H63ZM77 220V219H76ZM194 220V219H193ZM183 221V220H182ZM193 222V221H192ZM201 222V221H200ZM194 223V222H193ZM237 223H239L238 225H237ZM180 224V223H179ZM191 227V226H190ZM82 228V227H81ZM242 228V229H243ZM188 230V229H187ZM174 232V231H173ZM194 232V231H193ZM192 232V233H193ZM84 233V232H83ZM247 233H245V234H247ZM218 235V234H217ZM82 236V235H81ZM247 236V235H246ZM218 237H219V235H218ZM220 238V237H219ZM224 238V237H223ZM222 238V239H223ZM2 238H0V240H1ZM228 239V238H227ZM226 239V240H227ZM28 240V239H27ZM33 240H30V242L31 241H33ZM232 240H234L233 239V237H232ZM7 241H9V240H7ZM217 241V240H216ZM219 241V240H218ZM247 241V240H246ZM250 241V240H249ZM226 242V241H225ZM233 242H235V240L233 241ZM237 242V241H236ZM235 242V243H236ZM26 243V242H25ZM228 243V242H227ZM248 243V242H247ZM260 243V242H259ZM11 244H10V246H11ZM32 244V245H31ZM222 244V243H221ZM251 244V243H250ZM253 244H255V243H253ZM46 245H48V244H46ZM46 245H45V247H46ZM227 245V244H226ZM252 245V244H251ZM257 245V244H256ZM219 246V245H218ZM217 246V247H218ZM222 246V245H221ZM224 246V245H223ZM234 247V246H233ZM248 247H250V246H248ZM256 247V246H255ZM258 247V246H257ZM8 248V247H7ZM41 248H43V247H41ZM51 248V247H50ZM225 248V247H224ZM250 248H252V246L250 247ZM10 249H11V247H10ZM142 249V248H141ZM256 249V248H255ZM257 249H260V250H258V252L260 253L261 252V248H257ZM6 250H9V249H6ZM43 250V249H42ZM46 250V249H45ZM48 250V249H47ZM65 250V249H64ZM147 250V249H146ZM150 250V249H149ZM218 249H216V251H217ZM251 250V249H250ZM250 250H248V251H246L245 253V255L248 257V258H251V255H250ZM23 251V252H24ZM95 251V250H94ZM130 251V250H129ZM143 251H144V249H143ZM153 251V250H152ZM155 251V250H154ZM230 251V250H229ZM235 251V250H234ZM12 252H11V254H12ZM47 252V251H46ZM142 252V251H141ZM240 252V251H239ZM241 252H242V250H241ZM7 253V252H6ZM9 253H10V251H9ZM107 253V252H106ZM124 253V252H123ZM223 253V252H222ZM242 253H244V251L242 252ZM241 253V254H242ZM253 253V252H252ZM110 254V253H109ZM125 254V253H124ZM147 254V253H146ZM229 254V253H228ZM15 255V254H14ZM78 255V254H77ZM105 255V254H104ZM122 255V254H121ZM126 255V254H125ZM225 255V254H224ZM255 255V254H254ZM260 255V254H259ZM18 256V255H17ZM16 256V257H17ZM61 256H63V255H61ZM136 256V254L135 253H133L132 251H130L129 252V256L128 257H131V259H137V257H135ZM154 256V255H153ZM157 256V255H156ZM261 258H260V262H262L263 264H264V253L263 254H261ZM15 257V258H16ZM60 257V256H59ZM58 257V258H59ZM82 257V256H81ZM105 257V256H104ZM232 257V256H231ZM260 257V256H259ZM84 258V257H83ZM234 258H237L236 256L234 257ZM241 258V257H240ZM242 258H243V256H242ZM255 258V257H254ZM11 259V258H10ZM17 259H20L19 257L17 258ZM143 262L145 263V264H170L171 262H169V259L167 258V256H165L164 254L163 255H161V254H159L158 256H157V258L155 259L154 257H152L151 255H144V257H143ZM238 259V258H237ZM244 259H245V257H244ZM7 260V259H6ZM40 260V259H39ZM74 260V259H73ZM122 260V259H121ZM235 260V259H234ZM239 261H241L240 259H238ZM258 260H259V258H258ZM11 261V260H10ZM19 261V260H18ZM60 261H62V260H60ZM82 261H83V259H82ZM74 262H75V260L74 261H72V259L70 260L69 259V261L67 262V264H74ZM109 262V261H108ZM111 262V261H110ZM109 262V263H110ZM212 262V261H211ZM224 262V261H223ZM244 262H245V260H244ZM17 263V262H16ZM60 263H62V262H60ZM59 263V264H60ZM80 263H82V262H80ZM115 263V262H114ZM120 263V262H119ZM126 263V262H125ZM125 263H121V264H125ZM247 263V262H246ZM250 263V262H249ZM255 263V262H254ZM20 264V263H19ZM63 264V263H62ZM78 264V263H77ZM96 264V263H95ZM111 264H113V263H111ZM241 264V263H240ZM242 264H243V262H242ZM251 264V263H250ZM255 264H259V262L258 263H255Z\"/></svg>",
    "mask_w": 264,
    "mask_h": 264
}]
</instances>
